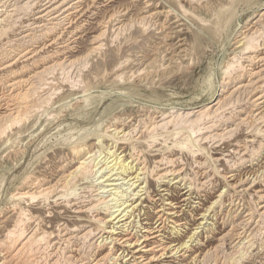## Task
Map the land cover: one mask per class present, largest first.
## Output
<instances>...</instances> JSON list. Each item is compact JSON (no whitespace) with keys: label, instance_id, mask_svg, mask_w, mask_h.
Returning a JSON list of instances; mask_svg holds the SVG:
<instances>
[{"label":"bare ground","instance_id":"bare-ground-1","mask_svg":"<svg viewBox=\"0 0 264 264\" xmlns=\"http://www.w3.org/2000/svg\"><path fill=\"white\" fill-rule=\"evenodd\" d=\"M96 1L0 0V41L7 38L0 46V107L3 109L0 110L1 133L10 126L6 125L7 122L12 124L22 119L28 120L31 109L36 110L41 108L42 103L49 102L53 93L51 90L54 89L50 79L55 69L76 77L81 71V64L86 63L84 60L89 57L87 55L101 49L100 36L107 33L105 29L92 38L85 56L58 57L63 50L60 48H70L69 40H64L65 44L58 46V38L66 32L71 33L70 28L77 19ZM147 8L145 3L140 15L128 22L117 20L112 27L114 37L135 25L143 31L158 29L155 18L160 12H149ZM126 11V8L113 11V16L105 21L122 17ZM102 27L106 25L102 24ZM17 28L20 31L9 38V32ZM234 44H239V53L225 66L219 96L207 105L197 109L174 110L158 121H149V125L142 130L139 123L129 125L127 129L123 125H115L109 134L113 145L98 150V154L87 150L86 141L74 143L71 152L79 155L87 150L86 155L80 158L74 168L62 172L51 185L43 186L36 177L25 176L21 189L11 195L13 205L19 208L14 206L13 210H20L24 217L7 230L5 240L0 242V264H179L187 257V264H240L250 257L257 242L258 246L263 247L264 191L253 188L258 180L264 179V166L260 172L252 175L249 173L237 178L233 173L244 162L252 163L257 159L261 147L250 149L252 138L244 140L241 145L236 144L233 151L236 160L228 163L230 170L226 174L217 170L219 157H199L204 155L206 147L203 144L219 147L225 141L235 139L242 130L248 134L264 135V11L237 29ZM169 125L176 126L180 135H183L181 146L194 157L193 163L197 169H194L192 179L186 174L182 175L184 167L177 168L174 158L163 157L156 162L165 163L166 166L154 172V180L176 184L181 190L179 200L170 194L164 197L163 194H167L165 190H169L165 187L159 189L163 192L159 198L148 195L147 167L144 163L139 165L140 154L126 160L123 150L118 152L116 149L119 141H129L134 135L140 136L145 131L152 133ZM98 144L101 146V139ZM248 153L249 158L245 160L243 157ZM208 161L214 165L213 175H209ZM238 174H241V170ZM88 175L96 188L92 198L79 206L77 211L90 214L99 211V214H103V217L99 214L91 215L97 228H80L63 222L58 224L56 231H45L37 221L33 228L27 230L26 222L36 218L31 212L27 213L28 209L21 207V202L32 203L38 198L47 201L55 193L63 197L67 205H75L77 202H71L70 199L73 187L77 179ZM215 175L233 180V183L227 182L209 205L201 208V197H208L209 190L213 189L211 184ZM249 191H253L254 196L246 200L244 194ZM192 193L196 194L193 203H197L192 207L194 212L198 211L194 226L184 240L177 242L174 236L168 237L167 231L177 235L184 231L182 229L187 221L181 218V211L184 210L183 205L190 202ZM142 195L153 201V204L158 200L161 202L156 205L155 221L141 227L140 235H134L127 227L135 209L142 203ZM218 225L223 230L218 233L215 242L211 243L210 239Z\"/></svg>","mask_w":264,"mask_h":264},{"label":"rangeland","instance_id":"rangeland-1","mask_svg":"<svg viewBox=\"0 0 264 264\" xmlns=\"http://www.w3.org/2000/svg\"><path fill=\"white\" fill-rule=\"evenodd\" d=\"M145 3L149 12H160L155 18L159 30L150 28L143 31L135 25L114 37L112 27L117 20L128 22L137 18L140 10H144ZM124 8L127 11L122 17L105 21L113 16V11ZM262 11L264 0H97L90 5L70 28L71 33L66 32L58 38V46L65 44L64 40H69L70 45V48H60L63 50L58 57L85 56L92 38L105 29L107 33L100 36L101 49L87 55L89 57L84 60L86 63L81 64V71L76 77L55 69L50 79L54 89L51 90L53 93L49 102L42 103L41 108L36 110L31 109L28 120L22 119L12 124L7 122L6 125L10 126L4 133L0 132V242L5 240L7 230L19 218L24 217L20 210H16L18 205H13L11 195L21 189L25 176L36 177L43 186L51 185L62 172L74 168L87 150L98 154V150L111 147L113 140L109 134L113 132L110 130L115 125H123L127 129L129 125L139 123L142 130L141 128L149 125V121H158L174 110L197 109L217 98L225 66L239 53V44H234L237 29L253 21ZM102 24L107 28L102 27ZM18 31L20 28L14 29L9 32L8 37L13 38V33ZM6 40V37L1 39L0 46ZM63 76L68 77L66 79ZM0 110L3 109L0 107ZM180 134L176 126L169 125L152 133L145 131L140 136L134 135L132 140L116 144L118 152L123 150L126 160L140 154L139 165L146 164L148 195L153 198H159L163 194L159 189L165 187L169 190H165L167 194H163L164 197L170 194L177 200L181 199V190L176 184L154 180L155 173L166 166L165 163L156 162L163 157L174 158L177 168L184 167L182 175L194 178V169H197L193 163L194 157L181 146L183 135ZM248 138L253 139L249 142L250 149L261 147L260 154L252 163L244 162L233 173L237 178L244 174L258 173L264 166L262 134H248L246 130H242L235 139L227 140L219 147H209L211 144L205 143L204 155L199 157H219L220 160L216 162L217 170L221 174L229 173L228 163L236 160L233 151ZM99 139L101 146L98 144ZM79 141H86L87 150L76 155L71 152V146ZM243 158L247 160L249 153ZM207 165L210 168L209 175H213V163L208 161ZM239 170L241 174H238ZM163 182L166 185H162ZM227 182L233 183V180L215 175L211 184L213 189L209 190L207 198L201 197L202 204L199 207L209 205ZM94 187L90 175L77 179L70 195L71 202L77 203L72 206L67 205L63 197L60 198L55 193L47 201L38 198L32 203L21 202V207L28 209L27 213L31 212L36 218L26 222L27 230L33 228L37 221L45 231H56L58 224L63 222L80 228H97L91 215L99 214V211L91 214L77 211L79 206L92 198ZM254 189L264 191V179L258 180ZM195 196L192 193L190 202L182 207L184 210L181 211V218L187 221L182 229L184 231L179 235L167 231L169 238L174 236V240L181 242L193 228L198 212L195 213L192 207L197 205L193 203ZM253 196V191L244 194L246 200ZM144 197L142 195V203L135 209L131 216L133 219L131 218L127 227L134 235H140L143 229L141 227L155 221L156 205L161 202L158 200L153 204V201ZM99 216L103 217V214ZM221 230L223 227L218 225L210 239L211 243L215 242ZM54 239L55 237L53 241ZM257 244L258 242L250 257L240 264H264V246ZM188 261L189 257L179 264H187Z\"/></svg>","mask_w":264,"mask_h":264}]
</instances>
